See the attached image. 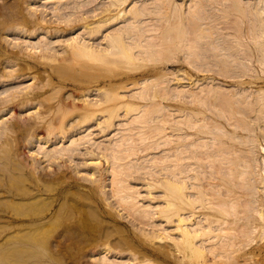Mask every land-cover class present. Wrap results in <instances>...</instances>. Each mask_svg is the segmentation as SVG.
Masks as SVG:
<instances>
[{
    "label": "bare ground",
    "instance_id": "obj_1",
    "mask_svg": "<svg viewBox=\"0 0 264 264\" xmlns=\"http://www.w3.org/2000/svg\"><path fill=\"white\" fill-rule=\"evenodd\" d=\"M34 1L0 0V42L25 34L17 48L0 43V264H125L108 254L132 242L111 196L164 243L155 253L165 262L144 254L135 264H205L210 253L212 264H250L264 250V0H107L93 19L75 20L84 31L66 39L70 58L55 66L43 62L53 42L42 33L52 29ZM72 1L42 0L56 14ZM177 52L233 80L167 70ZM251 69L262 80L243 79ZM27 77L34 82L21 85ZM68 79L73 101L60 94ZM93 122L114 132L96 139ZM31 145L42 161L22 148ZM78 153L88 155L76 171L84 166L89 184L65 164ZM136 173L148 178L145 193L129 179Z\"/></svg>",
    "mask_w": 264,
    "mask_h": 264
},
{
    "label": "rangeland",
    "instance_id": "obj_2",
    "mask_svg": "<svg viewBox=\"0 0 264 264\" xmlns=\"http://www.w3.org/2000/svg\"><path fill=\"white\" fill-rule=\"evenodd\" d=\"M83 1H85L86 4H83L82 2L79 3V0L72 1L69 5H67L65 8H63L60 13H57V14L55 12L51 11V3H45V2H42V0H35L34 1L32 7L38 6L37 13H39L41 16L43 15L45 17V22L49 25V29H52L48 33H46V32L42 33V34H46L48 41L53 42V44L51 46L46 48V55L45 56H48V57H45L43 59V62L46 61L47 66L61 65V64L65 63L69 60L70 54L68 51H65L66 39L69 38L70 36H72L73 34H76L80 31H84L80 22H78V21L76 22L75 20H77L78 17H88V19H93L94 18L93 14L96 12H99L107 0H83ZM32 7H28V5H24L23 12L29 14L32 11ZM93 9H96V10L93 11ZM217 11L220 12V10H217ZM218 21H220L218 26H219V28H221L220 31L222 33L226 34V33L232 31V29L230 28V19L221 18ZM24 36H25V34L22 32H10L7 40H2L0 43L9 49L17 48V47H12V43L17 42V41H21V39ZM38 39H39V36L37 37V35H36L35 37L31 38L30 40L37 41ZM85 39H87V38H85ZM226 39H229L232 41V46L236 45L237 41H236L234 36L228 35L226 37ZM93 40L95 41V43L100 42V37H96ZM8 41H10V43ZM244 42H246V44L249 47H252V40L244 39ZM180 54H181V52H177L176 56L172 60L167 62V64H166L167 70L175 71L177 73L187 71V73L192 74L193 77L194 78L197 77V79L202 78L203 75L216 76L217 77L216 81L222 80V81L228 82V84L231 83V81L233 80V77L229 76L230 74L235 73L233 71L229 72L228 75H221L215 69H213L211 71H202V70H199L198 68H196L195 66H193L192 64H190L188 62L178 61V57ZM255 57L256 56H252L250 58H255ZM248 63L251 64L250 61H248ZM258 63L259 62L257 61L256 64L259 67L260 73L264 74V72L261 71V69H264V65H261ZM80 68H81V64L78 61L77 63H75L74 65L71 66V71L76 72ZM40 73H42V72H40ZM37 76H40V74H37ZM28 78L29 77H27L25 80H23L22 81L23 83L21 85H26L30 82H34V81H32L33 79H30V78L28 79ZM243 79H245L246 81H253V80L260 81V80H262V79L256 77V72L253 69H251L249 71V73L244 76ZM6 82H9V81H6ZM186 82H188V81H186ZM18 83H21V80H19L17 83H14V84H16V86H12V84H10L6 87H11V86L17 87ZM74 84H75L74 80L68 79L67 85L64 88H61V90H60V94L64 95L65 99L67 101H73L74 97L72 96V94L73 95H74V93L77 94V90H73V87H72ZM252 85H254L256 87V84L252 83ZM3 88H5V87H0V91H2ZM96 97H97L96 91H93L89 95V98H91V99H95ZM16 110H18V111L21 110L22 116H27L28 113H30V112H28V110H26V107L21 108V109L16 108ZM71 117L73 118L75 116L72 115V116H68L66 118V120L71 119L70 123H72L76 119V118L72 119ZM125 121L126 120H122L121 123H124ZM70 123H69V125H70ZM118 123H117V127H121V125ZM85 127L82 129H85ZM90 127L92 128L91 131L93 132V136L96 139H105V138L111 136V134L114 132V131H112L111 133H109L107 135H103L100 132V130H99V128L95 122H93ZM167 131H169V133L171 132L170 129H168ZM40 133L43 135H46V133H44V131H41ZM256 133H257V137L260 140L264 139L263 131L257 130ZM53 140H55V139L53 138L51 141H53ZM163 147H164V145L161 144L158 147L145 149L141 152L150 151L152 154H154V153L159 154L162 152L161 149ZM22 148L25 151V153L27 152V154H29L31 156H36V158H38L40 161L43 160L41 158V155H36V153H35V150L38 148V146L31 145V147L23 146ZM29 148H32V150H34V151L29 150ZM87 157H88L87 154L86 155H79V153H78V154L74 155V158L69 159L65 162L66 166H68V170L70 171V173H72L75 177L80 179L85 184L90 183L87 179H84V177H82V173H84L83 171L86 168L84 166H80L79 169H81V171L78 172V171H76V166L79 165V162H81L83 158H87ZM46 164H47V162L43 161L41 163V166H47ZM54 166H55V163L52 165V167H54ZM144 175H146V174L136 173V174L131 175L129 177V179L133 185H137L142 189L141 190L142 193L146 192L144 190V188L146 186L145 183L148 179ZM108 182H109V178L107 179V183ZM105 190H107V192L109 191V193H110L111 190H110L109 184H107L105 186ZM110 200H112V202L116 208V211L118 212V213H113V215H112V217H115V220H116L115 224L123 226L125 229V232L128 231L127 233L131 237L132 242L121 244L125 247V249H120V252L118 254H116L115 253L116 248H114L113 244H117L118 240H117V237H115V236L111 237L109 239V243L111 246H113L114 250H112V251L110 250L108 252V254L111 255V257H113L115 259L125 260L126 261L125 264H135L137 261H139V258H141V255L143 256L144 254L146 255V257H152L151 259L155 262L158 261L159 259H160L159 262H161V263L165 262L162 259V257L157 256L155 253L156 247L159 246V244H164V243H156V241H153V240H151V238L146 237L143 234V232L141 231V230H149L150 227L148 225L142 224L140 221L135 219L131 213H128L126 210H124L122 208V206L116 202V199L113 196L110 197ZM113 239H114L115 243H113L114 242ZM258 240H260L261 242L264 243V237L263 238L258 237ZM133 244L136 246H134ZM246 247H248V246H246ZM242 248H244V247H242ZM242 248H241V251H242ZM139 250H141L142 252H140ZM243 250H245V249H243ZM235 253H237V252H235ZM238 253H240V251H238ZM139 255H140V257H138ZM177 257L181 258L182 256L178 255ZM211 257H212V253L209 254L210 261L208 263H205V264H212L211 259H213V258H211ZM155 258H156V260H155ZM222 259L223 258L220 259L222 262L221 261L219 262V259H218V261L213 263V264H222L223 263ZM252 259L250 261L251 262L250 264H264V250H262L260 254H256L254 256L253 260L255 261V263ZM97 263H98L97 260L94 259L93 257H91V256L85 257V264H97ZM185 264H187V263L185 262ZM190 264H203V263L197 262V261L196 262L192 261Z\"/></svg>",
    "mask_w": 264,
    "mask_h": 264
}]
</instances>
